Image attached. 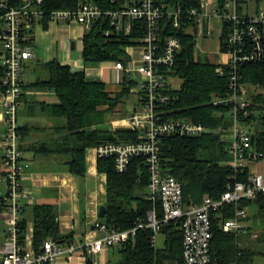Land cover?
I'll return each mask as SVG.
<instances>
[{
	"label": "built area",
	"instance_id": "1",
	"mask_svg": "<svg viewBox=\"0 0 264 264\" xmlns=\"http://www.w3.org/2000/svg\"><path fill=\"white\" fill-rule=\"evenodd\" d=\"M41 2L25 0L21 5L12 6L0 1V66L4 69L0 81L4 86L2 112L5 123L2 134L3 170L0 173V182H5V191L0 198L3 225L0 264H54L65 251L74 249L72 246L62 249L58 242L47 238L37 250L32 237L26 233L22 236L21 232V212L30 197L21 184L28 163L19 146L17 110L26 87L21 68L23 62L33 55L30 45L24 42L28 38L24 32L33 24L42 23L44 17H47V22L80 24L85 32L99 19L108 20L114 30L125 34H129L135 26L141 32L138 38L140 44L127 47L126 52L130 56L128 64L115 61L113 65L116 83L120 84L127 73L137 82L138 88L133 86L131 92L136 94L139 107L129 118L133 129L141 132L139 140L103 142L94 150L97 157H111L118 172L126 171L132 157H142L149 172L147 197L153 202L160 200L162 213L158 217L156 210L152 209L148 212L146 223H138L128 230L108 229L104 223H95L106 231V235L88 241L85 246L87 253L94 254L104 247L127 241L133 238L139 227L152 229L151 243L154 246L160 226L179 221L182 233L180 264H208L211 260V211L216 212L225 204H233L234 213L231 216L221 218L222 213H219L220 226L224 231L244 233L247 211L246 207L239 206V201L254 200L264 192V173L253 171L247 182L228 184L219 199L204 195L200 204L184 203L181 182L161 167L160 139L163 135L196 136L212 130L188 117L162 119L159 114L158 110L168 101L166 91L173 88L171 84L175 76L170 71L181 47L179 36L167 34L161 41L160 31L169 24L173 29L182 27L197 38L209 39L215 24L219 25V49L225 59L215 62L216 72L219 75L228 74L230 92L216 94L213 103L231 106V126L220 129L231 134V138L223 136L231 154V166L242 169L247 165L244 162L248 159L245 152L251 145L252 125L246 119L251 113L249 87L238 81L236 70L241 63L264 62V11L243 13L238 10L241 0H199L197 7L189 9L181 6L172 8L156 0H106L104 5L83 0L75 9H53L46 13ZM108 34L109 30L104 31V35ZM135 47L140 48L137 57L133 56Z\"/></svg>",
	"mask_w": 264,
	"mask_h": 264
},
{
	"label": "trees",
	"instance_id": "2",
	"mask_svg": "<svg viewBox=\"0 0 264 264\" xmlns=\"http://www.w3.org/2000/svg\"><path fill=\"white\" fill-rule=\"evenodd\" d=\"M3 1L8 5L18 6L25 0ZM81 1L83 0H42L41 7L46 13L53 9H75ZM88 1L106 4V0ZM156 1L172 8L181 6L183 9H189L199 5V0ZM241 2L243 3V0ZM41 22L43 27H46L47 17ZM106 30H109L108 35H104ZM30 32L29 29L24 33L28 36ZM167 34L179 36L181 42L170 71L171 75L181 79V83L178 88L166 91L168 101L158 110L159 114L162 119L188 117L210 127L212 131L196 136L163 135L160 139V163L165 172L181 182L184 203L200 204L204 195L219 199L228 184L236 181L247 182L251 172L247 165L242 169H234L231 166V154L227 149V142L223 139L225 131L220 129L228 125L225 113H229L231 106L213 103L216 94L226 95L230 92L228 74L219 75L216 72V63L202 61L197 57L196 37L187 33L184 28L173 29L167 24L165 29L160 31V40ZM140 36L141 32L137 26L129 34H125L114 30L108 20L99 19L83 34V60L120 61L127 65L130 56L125 48L139 45ZM222 41L223 35L220 37L221 48ZM24 42L28 43L29 38ZM42 67L47 75L27 83L26 86H41L55 92L57 102L38 104L52 116L64 120L62 128L68 133L69 145L66 150L71 154L69 169L72 173L83 174L84 151L87 147L108 141L139 140L141 132L138 129H84L88 125L87 120L100 112L98 107L105 106L106 110H112L130 95L135 83L132 78L124 76L119 90L110 92L106 89L104 81H88L83 70L71 71L68 65L60 64L55 59L42 63ZM236 72L239 82L262 89L249 93L251 113L246 119L252 125L251 135L254 134L255 138L245 152L248 159L258 155L255 159L260 160L264 158V62L241 63ZM3 74L4 69L0 66V80ZM0 91H4L1 81ZM230 119L232 121L231 115ZM21 129L22 127H18L20 134ZM96 168L106 175V212L100 220L108 229L128 230L138 223H146L148 212L152 209L161 217L160 200L153 202L147 197L149 172L142 157H132L124 172H118L114 168L111 157H97ZM1 195L0 192V198ZM255 200L259 208L264 209V192L259 193ZM252 202L253 200H240L239 206L247 207ZM222 207L216 212L211 211V260L208 264H248L255 256L264 257V220L256 233L252 230H245L246 232L240 234L224 231L220 226L219 213H222L221 218L231 216L234 206L225 204ZM31 212L35 249L39 250L47 238L58 243L69 239V235H63L59 231L54 205L35 204ZM20 224L23 236L27 227L24 217L21 218ZM179 225V221H171L160 226V231L166 235V239L165 246L159 249L152 246L153 231L150 227L137 228L133 238L118 244L120 259L117 264H180L182 233Z\"/></svg>",
	"mask_w": 264,
	"mask_h": 264
},
{
	"label": "crops",
	"instance_id": "3",
	"mask_svg": "<svg viewBox=\"0 0 264 264\" xmlns=\"http://www.w3.org/2000/svg\"><path fill=\"white\" fill-rule=\"evenodd\" d=\"M254 13L256 12L246 14ZM30 30L27 37L33 55L23 62L21 68V77L26 84L45 77L47 72L42 63L55 59L60 64L68 65L71 71L83 70L88 81L95 79L104 81L106 89L110 92L119 90L120 84L117 83V86L112 80H115L114 61L83 60L82 37L85 30L82 25L51 21L47 22L46 27H43L42 23H35ZM136 97L134 103L138 107ZM2 99L3 91H0V172L3 170L2 134L5 129ZM57 101L53 90L29 85L24 89L17 110V122L19 127H22L21 134L19 133V146L28 163L21 177V184L30 197L21 212V218L24 217L27 222L25 233L33 240L31 209L35 204L54 205L59 231L63 235H69L66 242L59 244L62 249L69 246L74 248L71 252L65 251L54 264H117L120 259L118 244L104 247L94 254L86 251L88 241L106 235L105 230L95 226V223H101V218L98 217L99 206H106V175L96 168L95 146L85 148L83 174L78 175L70 171L71 154L66 150L69 138L67 131L62 128L64 120L52 116L38 104ZM118 105L112 110H106L105 106L98 107L100 112L93 120H87L88 125L84 129H133L129 117L137 107L134 105L130 113L122 115L123 113L117 110ZM245 223L246 231L251 230L248 220ZM165 239L166 235L163 244L161 246L154 244V247L163 248ZM248 264H264V257L255 256Z\"/></svg>",
	"mask_w": 264,
	"mask_h": 264
},
{
	"label": "rangeland",
	"instance_id": "4",
	"mask_svg": "<svg viewBox=\"0 0 264 264\" xmlns=\"http://www.w3.org/2000/svg\"><path fill=\"white\" fill-rule=\"evenodd\" d=\"M243 13H251V12H260L264 11V0L256 1V0H243L242 5L240 6ZM215 27L213 29V33L209 39L204 37H196V44H195V53L199 59L202 61H209V62H217L220 60L225 59V55L223 52L219 49V25L215 24ZM127 50V47L125 48ZM140 48L135 47L133 49V56L137 57L138 52ZM112 78V75H111ZM136 79V78H135ZM113 83H115L117 86L118 84L114 79ZM181 83V79L178 77H174L172 80V87L178 88ZM249 87V86H248ZM134 88L137 89L138 85L137 82L134 83ZM262 89L258 86H250L249 92L256 93L258 91H261ZM136 96L135 93H131L128 97H126L122 102L118 105V112L123 113L122 115H125L126 113H130L131 110H133V107H137V104L134 103V97ZM137 99V97H136ZM139 107V105H138ZM225 118L228 120V127L231 126V119L229 113H225ZM90 120H93L94 118H89ZM218 131V130H217ZM224 136L227 138H231V134L229 131L224 133ZM204 155V154H203ZM245 164H247L250 172L253 171H259L264 173V158L260 160L256 159H245ZM5 191V182H0V192ZM247 211V219L248 223L251 224V230L253 233H256L257 230L261 228L262 222L264 220V209H260L259 205L255 202L250 203L246 207ZM3 225L0 219V244L3 240ZM165 235L162 232H157L155 236V246L156 244L161 246L164 242Z\"/></svg>",
	"mask_w": 264,
	"mask_h": 264
},
{
	"label": "water",
	"instance_id": "5",
	"mask_svg": "<svg viewBox=\"0 0 264 264\" xmlns=\"http://www.w3.org/2000/svg\"><path fill=\"white\" fill-rule=\"evenodd\" d=\"M71 46L72 47L74 46L73 42H72ZM127 75H128V77L131 78L130 73H127ZM254 138H255V136H254V134H252L251 137H250V144H253ZM255 201L256 200L254 199L253 202H255ZM105 212H106V206L105 205H100L99 208H98V217H100V218L104 217Z\"/></svg>",
	"mask_w": 264,
	"mask_h": 264
}]
</instances>
